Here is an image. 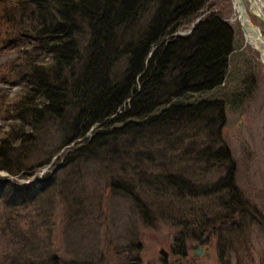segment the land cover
<instances>
[{"label":"trees","instance_id":"16d2710c","mask_svg":"<svg viewBox=\"0 0 264 264\" xmlns=\"http://www.w3.org/2000/svg\"><path fill=\"white\" fill-rule=\"evenodd\" d=\"M9 1L15 3L11 11L8 1L0 0V52L12 51L15 58L3 70L24 91L0 105L10 115L9 129L0 134V171H25L26 156L37 144L32 133L52 122L62 135L59 147L30 169L46 167L65 148L66 168L102 156L110 164L132 163L134 174L156 194L197 200L219 196L214 216L200 209L190 212L200 221L157 212L178 227L188 223L176 237L182 248L178 252L188 239L201 240L211 232L217 220L232 233L256 223L239 192L236 161L223 139L229 103L240 106L250 98L253 81L248 75L242 78V90L230 98L217 94L230 75L235 31L218 11L203 16L212 0ZM143 14H152L147 24L141 23ZM122 58L128 63L120 71L117 61ZM5 73L0 78H7ZM28 126L32 132H26ZM164 145L171 146L168 152H181L180 157H168ZM181 157L204 163L207 171L219 167L223 175L213 186L196 183V174L184 168ZM135 182L112 176L108 185L139 202L141 187ZM59 185L54 173L30 185L9 183L0 187V202L19 210L42 201ZM70 199L83 203L76 195ZM146 211L142 208L141 215L148 221ZM7 229L13 231L8 244L17 248L1 251L12 252L7 264H79L40 250L14 230L19 229L15 223Z\"/></svg>","mask_w":264,"mask_h":264},{"label":"rangeland","instance_id":"374dc122","mask_svg":"<svg viewBox=\"0 0 264 264\" xmlns=\"http://www.w3.org/2000/svg\"><path fill=\"white\" fill-rule=\"evenodd\" d=\"M7 1L8 11H11L15 3ZM210 5L211 8H207L203 16L218 11L235 31L230 75L217 94L224 93L230 98L233 93L242 90V78L248 75L250 82L253 81L254 89L250 98L245 99L240 106L234 105L232 101L229 103L223 139L236 161L235 181L239 192L247 198L256 223L247 222L232 233L227 224L221 225L217 220L213 230L205 232L202 243L208 254L195 256L194 252L201 242L191 239L187 240L182 253L178 252L182 248L177 247L176 237L180 236L188 223L185 221L178 227L174 219L159 218L157 212L165 210L169 216L173 214L184 220L200 221L202 218H195L190 212L200 209L203 210L202 214L214 216V210L219 208L216 205L219 196L214 194L197 200L156 194L150 187L147 189L143 185L142 176L134 174L132 163L120 161L119 166L115 161L110 164L102 156L83 159L66 168L68 153L65 148L53 157L51 164L30 169V164L46 159L59 147L61 132L58 131V125L49 122L32 133L37 137V144L34 151L29 152L30 157L26 156V170L19 175L1 170L0 187L9 183L29 185L53 173L58 176L61 185L53 188L52 193L44 196L42 201L21 206L19 210L6 209L4 203L0 202V253L6 246L12 247L13 251L17 249L14 242L8 244L13 231L7 228L10 223H15L19 229L14 230L24 234L26 239H31L40 250L57 255L63 261L74 259L79 264H264V62L248 46L244 31L233 20L232 0H212ZM151 15H141V23L147 24ZM260 22L257 19V23ZM14 58L12 51L0 52L1 74L7 72L3 66L10 64ZM127 63V58H122L117 61V68L125 70ZM6 75L7 78H0V105L16 99L24 91L16 78L8 73ZM4 110L0 108V134L9 129L7 124L10 121L7 118L10 115H5ZM32 131L31 126L26 127V132ZM164 146L168 157L170 153L176 158L180 157L181 152H168L171 146ZM180 162L184 168L196 174V183L204 186H213L223 175L219 167L207 171L204 163L202 166L195 165L183 157ZM112 176L129 178L131 181L134 179V184L141 187L139 195L142 200L138 202L125 196L122 191H113L108 185ZM71 195H76L83 203L75 205L73 201L69 202L67 199ZM223 195L228 197L225 191ZM142 208L145 211L147 209L150 221L142 217ZM15 240L18 241V237ZM11 253L0 254L2 264H7Z\"/></svg>","mask_w":264,"mask_h":264},{"label":"bare ground","instance_id":"6f19581e","mask_svg":"<svg viewBox=\"0 0 264 264\" xmlns=\"http://www.w3.org/2000/svg\"><path fill=\"white\" fill-rule=\"evenodd\" d=\"M234 16L245 34V41L253 51L257 52L261 62H264V22L257 19L264 17V0H232ZM203 16L197 19L201 20ZM1 183V181H0Z\"/></svg>","mask_w":264,"mask_h":264},{"label":"water","instance_id":"95a60500","mask_svg":"<svg viewBox=\"0 0 264 264\" xmlns=\"http://www.w3.org/2000/svg\"><path fill=\"white\" fill-rule=\"evenodd\" d=\"M259 19H261L264 22V17H260ZM198 248L199 249L195 250V253H194V255L197 256V257H199V256H201L203 254H208V252H209V251H206V250L204 251V247H202L201 245H199Z\"/></svg>","mask_w":264,"mask_h":264}]
</instances>
